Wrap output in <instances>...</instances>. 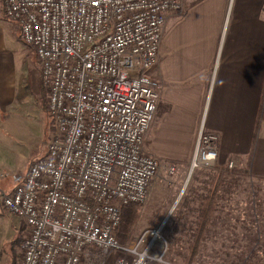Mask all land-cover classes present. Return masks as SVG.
Wrapping results in <instances>:
<instances>
[{
	"label": "built area",
	"instance_id": "built-area-1",
	"mask_svg": "<svg viewBox=\"0 0 264 264\" xmlns=\"http://www.w3.org/2000/svg\"><path fill=\"white\" fill-rule=\"evenodd\" d=\"M4 6L37 53L57 129L45 157L15 176L3 198L30 229L17 264H98L116 250L135 256L131 264H151L160 231L150 232L142 253L144 239L128 249L115 231L124 206L147 202L160 169L146 150L160 99L148 72L185 0H4ZM218 142L215 134L200 137L191 174L215 167Z\"/></svg>",
	"mask_w": 264,
	"mask_h": 264
},
{
	"label": "crops",
	"instance_id": "crops-1",
	"mask_svg": "<svg viewBox=\"0 0 264 264\" xmlns=\"http://www.w3.org/2000/svg\"><path fill=\"white\" fill-rule=\"evenodd\" d=\"M185 2L186 11L170 19L148 72L159 83L160 99L146 150L161 162L178 163L183 177L204 129L219 137V165L246 168L251 156L250 172L264 175V0ZM4 88L0 80L1 114L7 108ZM2 165L1 200L20 176ZM188 190L157 186L151 201L156 198L160 207L151 204L144 212L176 210Z\"/></svg>",
	"mask_w": 264,
	"mask_h": 264
},
{
	"label": "rangeland",
	"instance_id": "rangeland-1",
	"mask_svg": "<svg viewBox=\"0 0 264 264\" xmlns=\"http://www.w3.org/2000/svg\"><path fill=\"white\" fill-rule=\"evenodd\" d=\"M3 8L4 0H0V80L5 83L3 93L7 102L6 110L3 114L0 113V162L6 164L2 166L10 174L25 176L33 163L45 157L49 145L57 135V129L48 111L49 89L43 80L37 53L33 47L23 41L19 25L6 16ZM207 134L209 133L204 129L200 131L195 151L200 137ZM158 161L160 169L151 184L149 198L147 202L140 204L143 215L138 223L135 240L125 248L135 249L144 239L142 248L138 247V252L142 253L154 238L150 232L160 231L150 251V255L156 258L151 264H182L185 252L179 249L180 245L170 246L167 236V224L171 216L166 222L163 221L170 211L164 209L144 211H149L148 206L151 204L153 208L159 206L156 198L151 201L153 189L155 190L157 186L183 188L187 185L189 190L202 192L203 181L206 178L201 175L198 177L197 174L200 171L212 170L214 167L198 169L190 175L189 166V169H185V175L181 177L184 172L180 175L178 163H164L159 159ZM173 167L176 171L172 175L170 168ZM196 177L199 180H196ZM200 181L203 183L200 184ZM225 197L217 223L220 225L224 222L225 230L222 233L211 234L197 264H248L251 259L249 258L250 262L245 261L247 257H245L244 242L252 235V231L263 235L264 231L261 230H264V183L256 179L238 180ZM259 204L261 207H258ZM240 224L245 225V228L248 227V231L244 229L232 231V239L229 241L222 236L223 233L226 234L229 226ZM29 235L30 229L25 221L13 216L5 208L0 197V253L6 251L0 257V264L20 262L23 258L24 241ZM260 244L261 246L254 252L255 259L252 261L259 263L257 260H260L264 263V249L262 250L264 239ZM170 256L174 258L173 261H169ZM133 258L135 259V256L132 257L127 252L116 250L111 254L102 255L98 264H118L120 260L131 264Z\"/></svg>",
	"mask_w": 264,
	"mask_h": 264
},
{
	"label": "trees",
	"instance_id": "trees-1",
	"mask_svg": "<svg viewBox=\"0 0 264 264\" xmlns=\"http://www.w3.org/2000/svg\"><path fill=\"white\" fill-rule=\"evenodd\" d=\"M3 11L5 12V6ZM257 132L258 127L256 135ZM247 163L246 168H229V164L225 166L217 164L214 169L197 174L198 177L201 175L206 178L203 181L202 192L197 193L196 190H188L187 196L173 212L167 224V236L170 246L180 245L179 249L185 252L182 257V264H197L205 244L210 240L211 234L213 232L222 233L225 230L224 222H221L220 225L217 224L219 221L218 215L221 213L222 201L226 198L225 195L229 193L236 181L256 179L264 183V175H255L249 170L251 156H249ZM198 177H196V180H199ZM203 182L200 181V184ZM258 207H261V205L259 204ZM142 211V206L137 204L123 207L121 221L115 231V237L119 245L126 247L134 242L138 223L143 215ZM239 229L248 231V227L245 228V225H232L229 226L226 234L223 233L222 236L229 241L232 239V231ZM263 231L261 230V232ZM252 232L249 239L244 242L245 257H247L245 261L250 262L251 259L248 264H264L260 260H257L259 263L252 261V259H255L254 252L261 246L260 241L264 239V232L263 235L258 234L257 231ZM224 237L222 240H224ZM263 247L262 245V250ZM173 260V257L169 259V261Z\"/></svg>",
	"mask_w": 264,
	"mask_h": 264
},
{
	"label": "water",
	"instance_id": "water-1",
	"mask_svg": "<svg viewBox=\"0 0 264 264\" xmlns=\"http://www.w3.org/2000/svg\"><path fill=\"white\" fill-rule=\"evenodd\" d=\"M190 175H191V173H190ZM190 175H189V176H190ZM189 179H190V178H189ZM188 181H189V180H188ZM188 181H187V182H188ZM173 210H174V209H172V210L170 211V213L168 214V216H167L165 222L168 220V218H169V216L172 214ZM165 222H164V223H165Z\"/></svg>",
	"mask_w": 264,
	"mask_h": 264
}]
</instances>
